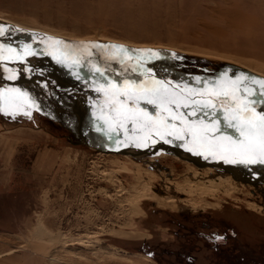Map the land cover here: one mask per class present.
Segmentation results:
<instances>
[{
  "label": "rangeland",
  "instance_id": "374dc122",
  "mask_svg": "<svg viewBox=\"0 0 264 264\" xmlns=\"http://www.w3.org/2000/svg\"><path fill=\"white\" fill-rule=\"evenodd\" d=\"M0 23L12 28L3 41L45 34L159 50L147 64L182 86L226 70L264 79V0H0ZM29 63L30 73L15 65V81L0 68V87L27 88L42 104L31 118L0 113V264H189L188 254L218 264L211 245L178 233L206 220L208 232L264 253L260 165L238 176L245 165L168 153L179 140L138 148L122 134L108 139L90 123L88 97L102 96L64 65ZM80 75L102 80L89 68Z\"/></svg>",
  "mask_w": 264,
  "mask_h": 264
},
{
  "label": "snow or ice",
  "instance_id": "6c2138e0",
  "mask_svg": "<svg viewBox=\"0 0 264 264\" xmlns=\"http://www.w3.org/2000/svg\"><path fill=\"white\" fill-rule=\"evenodd\" d=\"M11 31L9 25L0 23V37ZM37 43L43 45V50L27 41L14 46L0 40V67L6 79H17L19 68L15 65L19 63L25 72H32L34 68L27 58L47 53L102 96V103L96 97H88L94 117L90 123L97 131L107 132L108 139H113V134H122L127 144L138 148L154 145L157 140L168 143L179 140L181 147L206 158L233 164H264V79L246 72L229 75L226 70L211 81L197 78L198 88L189 83L181 87L179 83L158 78L147 65L148 60L161 55L159 50L129 49L122 44L100 42L73 45L53 37ZM93 49L99 52L94 53ZM94 55H102L105 64L93 63L90 58ZM109 61L121 66L112 70L116 77L108 71ZM82 63L102 80H88L80 75ZM36 71L43 74L40 69ZM129 73H139L140 78H131ZM48 83L40 81L44 88ZM145 104L153 106V110ZM33 110L41 111L42 104L27 88L14 84L0 87V113L31 118ZM213 238L225 239L219 234Z\"/></svg>",
  "mask_w": 264,
  "mask_h": 264
},
{
  "label": "water",
  "instance_id": "95a60500",
  "mask_svg": "<svg viewBox=\"0 0 264 264\" xmlns=\"http://www.w3.org/2000/svg\"><path fill=\"white\" fill-rule=\"evenodd\" d=\"M45 37H53V38H57V39H61L63 41H67L69 44H73V45H76V44H81V43H87V42H82V41H76V40H70V39H66V38H61V37H57V36H51V35H45V34H38V35H35L31 38H12V39H8V40H4L3 42L4 43H12L14 46L18 43H21V42H31L34 44L35 47L37 48H40L41 50H43V45L42 44H39L37 43V41H43L45 39ZM93 52L94 53H98L99 50L97 49H93ZM87 55V54H85ZM90 59H92V62L93 63H99L101 65H104L105 64V61H104V58L102 55H94L93 57H91ZM27 60L29 62H36V61H39V62H45L47 64H51V65H55V63H57L56 60H54L50 55H48L47 53L43 54V55H33L31 57H28ZM59 64V63H57ZM148 65V64H147ZM107 66H108V71L109 72H112L113 74H117L116 72H113V68L115 69H119L121 66L118 64V63H115V62H112V61H109L107 62ZM149 67H151L154 71H158L157 67L155 66H152V65H148ZM2 68V67H0ZM86 68H89V66L87 64H83L82 63V66L80 69H86ZM130 75V73H129ZM158 78H160L161 76H157ZM165 79V78H164ZM169 81V80H168ZM172 82V81H171ZM181 87H183L181 85ZM166 151L168 153H173V154H179V155H182V156H192L193 159L191 158V160L193 161H196V160H199V161H203L204 163H213L215 164L214 162H216L214 159L208 157L206 158L205 155L203 154H200V153H197V152H193V151H189L187 148H182L179 144H172L169 148L166 149ZM144 154V153H143ZM133 155V154H132ZM147 156V155H146ZM196 160H195V159ZM257 165V164H256ZM255 165V166H256ZM252 167L249 168L248 165H245V167H240V170L238 171H235L233 172L235 175H242V176H247L248 177V174L249 172H251V169ZM228 171H230L228 169ZM233 171V170H232Z\"/></svg>",
  "mask_w": 264,
  "mask_h": 264
},
{
  "label": "trees",
  "instance_id": "16d2710c",
  "mask_svg": "<svg viewBox=\"0 0 264 264\" xmlns=\"http://www.w3.org/2000/svg\"><path fill=\"white\" fill-rule=\"evenodd\" d=\"M212 222V221H211ZM214 223V221H213ZM212 224V223H211ZM207 220L204 221L201 225L203 228L202 232H199L198 235L201 236V238L209 245L214 241V246H218V254L219 258L218 264H264V253L260 254L259 257L251 256L248 253H246L244 250H242L239 245L236 243L237 237L236 235L230 234V233H222V232H208L210 225ZM185 226H181V229H184ZM180 232V231H179ZM214 234H219L225 237V239L221 241L214 240ZM232 241L230 242L229 240ZM230 242V243H229ZM229 243V244H228ZM212 246V245H211ZM212 246V247H214ZM228 251V253H226ZM222 260V261H221ZM189 264H193L195 259H193L191 256L187 259Z\"/></svg>",
  "mask_w": 264,
  "mask_h": 264
},
{
  "label": "flooded vegetation",
  "instance_id": "af4514ba",
  "mask_svg": "<svg viewBox=\"0 0 264 264\" xmlns=\"http://www.w3.org/2000/svg\"><path fill=\"white\" fill-rule=\"evenodd\" d=\"M211 228V227H210ZM213 231L212 232H218V230H214L212 229ZM199 232H202V230H197V229H189V231L184 228V229H181L180 232H178L180 235H183L184 236V239L187 240V239H191V238H198V239H202L201 236L198 235ZM217 243V241H216ZM212 246H214V241L211 243ZM214 248L213 251L217 254L219 252L218 250V246H214L212 247ZM191 255L188 254V256L186 257L187 259L190 257Z\"/></svg>",
  "mask_w": 264,
  "mask_h": 264
},
{
  "label": "bare ground",
  "instance_id": "6f19581e",
  "mask_svg": "<svg viewBox=\"0 0 264 264\" xmlns=\"http://www.w3.org/2000/svg\"><path fill=\"white\" fill-rule=\"evenodd\" d=\"M39 33V32H38ZM64 38V37H63ZM51 110V109H50ZM50 110L48 109V112H50ZM55 111V110H54ZM62 111V110H61ZM57 112H59L58 110H57ZM57 114V113H56ZM59 114V113H58ZM224 165V164H223ZM242 165H245V164H242ZM256 164H250L249 165V167H252L250 170L253 172V171H256V170H260V169H257V167H259V166H255ZM257 165H260V168L261 169H264V164H259V163H257ZM227 166H229V165H227ZM255 169V170H254ZM232 171V170H231ZM261 171V170H260ZM233 172H235V171H233ZM253 187V186H252ZM255 187V186H254Z\"/></svg>",
  "mask_w": 264,
  "mask_h": 264
}]
</instances>
